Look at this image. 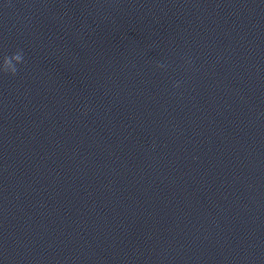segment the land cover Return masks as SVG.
Segmentation results:
<instances>
[{"label":"water","instance_id":"1","mask_svg":"<svg viewBox=\"0 0 264 264\" xmlns=\"http://www.w3.org/2000/svg\"><path fill=\"white\" fill-rule=\"evenodd\" d=\"M17 49L0 264H264V0H0Z\"/></svg>","mask_w":264,"mask_h":264},{"label":"clouds","instance_id":"2","mask_svg":"<svg viewBox=\"0 0 264 264\" xmlns=\"http://www.w3.org/2000/svg\"><path fill=\"white\" fill-rule=\"evenodd\" d=\"M25 62L22 49H17L11 55H4L2 63H0V74L16 76L19 72V65ZM164 67V65H158ZM174 87H179V82L174 83Z\"/></svg>","mask_w":264,"mask_h":264}]
</instances>
